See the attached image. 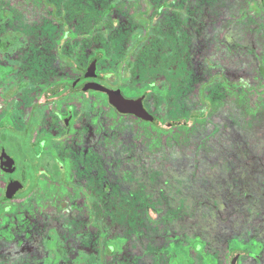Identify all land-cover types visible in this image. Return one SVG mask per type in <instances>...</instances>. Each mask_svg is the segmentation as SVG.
Wrapping results in <instances>:
<instances>
[{
	"label": "flooded vegetation",
	"instance_id": "1",
	"mask_svg": "<svg viewBox=\"0 0 264 264\" xmlns=\"http://www.w3.org/2000/svg\"><path fill=\"white\" fill-rule=\"evenodd\" d=\"M262 38L264 0H1L0 264H264Z\"/></svg>",
	"mask_w": 264,
	"mask_h": 264
},
{
	"label": "water",
	"instance_id": "2",
	"mask_svg": "<svg viewBox=\"0 0 264 264\" xmlns=\"http://www.w3.org/2000/svg\"><path fill=\"white\" fill-rule=\"evenodd\" d=\"M111 95V93H110ZM112 96V95H111ZM112 101L113 103L121 110H128V107H129V103L123 101V100H114L113 97H112Z\"/></svg>",
	"mask_w": 264,
	"mask_h": 264
},
{
	"label": "rangeland",
	"instance_id": "3",
	"mask_svg": "<svg viewBox=\"0 0 264 264\" xmlns=\"http://www.w3.org/2000/svg\"><path fill=\"white\" fill-rule=\"evenodd\" d=\"M0 2H1V0H0ZM249 33H250V32H249ZM261 42L264 43L263 38L261 39ZM191 51H192V48H191ZM188 239H189V238H188Z\"/></svg>",
	"mask_w": 264,
	"mask_h": 264
}]
</instances>
